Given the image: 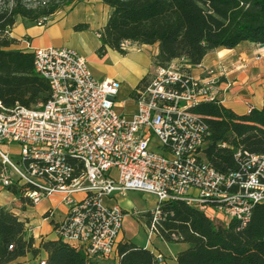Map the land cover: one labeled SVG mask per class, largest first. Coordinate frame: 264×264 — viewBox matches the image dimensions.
I'll return each mask as SVG.
<instances>
[{"label": "built area", "instance_id": "built-area-1", "mask_svg": "<svg viewBox=\"0 0 264 264\" xmlns=\"http://www.w3.org/2000/svg\"><path fill=\"white\" fill-rule=\"evenodd\" d=\"M49 19L35 24L47 26ZM31 52L50 97L35 107L0 102V187H22L32 205L59 196L65 214L55 235L87 260L116 259L125 216L118 204L108 203L116 194H153L152 226L165 201H183L224 224H245L253 207L264 203V154L236 149L239 166L227 173L210 166L204 154L207 125L191 108L218 100L221 82L231 87L222 81V69L202 67L194 77L184 58L155 67L133 93L135 111L121 114L114 109L120 82L96 79L76 50L48 46ZM72 159L83 166L79 176ZM155 254L163 262V254Z\"/></svg>", "mask_w": 264, "mask_h": 264}, {"label": "trees", "instance_id": "trees-1", "mask_svg": "<svg viewBox=\"0 0 264 264\" xmlns=\"http://www.w3.org/2000/svg\"><path fill=\"white\" fill-rule=\"evenodd\" d=\"M81 0H40L31 5L23 0H0V102L35 107L50 97L48 82L33 65V53L10 49L16 39L9 36L17 17L35 23L57 11L73 7ZM109 8L103 27L98 30L102 57L107 49L125 54V42L156 45L155 67L184 58L189 67L199 65L204 56L217 48H234L244 41L264 46V0H100ZM79 23L73 29H85ZM148 77L140 80L142 86ZM134 91L132 92V94ZM207 125L204 154L215 170L227 173L239 166L236 149L264 154V95L261 108L243 115L234 113L219 100L202 101L191 108ZM224 144V146H223ZM74 176L83 171L72 159ZM3 165L0 162V174ZM22 204V187L6 186ZM161 218L152 226L151 213L145 211L147 226L155 237L167 243L188 246L175 255V264H264V203L256 204L245 224L231 220L224 224L183 201L160 204ZM49 210L43 217L49 218ZM53 229L58 222L50 219ZM113 261L87 260L82 252L61 238H41L29 233L26 220L0 206V264H20L30 256L44 264H158L156 254L145 246L121 239ZM40 262L36 264H40ZM34 264V263H33Z\"/></svg>", "mask_w": 264, "mask_h": 264}, {"label": "crops", "instance_id": "crops-1", "mask_svg": "<svg viewBox=\"0 0 264 264\" xmlns=\"http://www.w3.org/2000/svg\"><path fill=\"white\" fill-rule=\"evenodd\" d=\"M108 13L109 8L100 0H81L73 7H67L54 13L47 26H39L22 17H17L9 33V36L17 42L9 48L23 51L48 46L72 48L86 59L92 75L99 80L116 79L106 73L104 64L108 60H112L115 65L119 66L125 61L129 62V58H132V64L138 66V57L132 53H137L139 47L149 50V64L146 63L143 69L135 75H119L121 77L120 80L118 79L120 87L114 98V109L117 113L131 114L136 109L132 92L136 90L142 78L153 74L155 70L153 55L157 51V46L129 42L124 47L125 54L107 49L105 54L99 57L96 54V49L101 44L98 30L105 24ZM79 23L86 24L87 27L75 31L73 27ZM26 43L29 44V48L26 47ZM150 67L152 68L148 70ZM202 67L222 69L225 77L222 81L227 79L232 83L230 88L224 89L221 82L217 89V99L225 107L238 115L246 114L249 107L261 108L264 95V46L244 41L234 48H217L208 52L199 66L189 67L187 70L192 76L199 77ZM118 98L122 99L118 100ZM118 196L121 195L116 194L108 200V203L118 204L126 212ZM0 206L9 208L18 215L19 219L26 220L29 233L37 242L41 238H56L50 219L59 222L65 214V205L59 196L46 197L35 205H28L22 204L17 196L1 187ZM48 209L52 210V214L49 218H45L43 213ZM156 239L158 240L157 245L145 247L154 253L163 254L164 260L159 264H175L176 253L188 246L185 243H167L158 237Z\"/></svg>", "mask_w": 264, "mask_h": 264}, {"label": "rangeland", "instance_id": "rangeland-1", "mask_svg": "<svg viewBox=\"0 0 264 264\" xmlns=\"http://www.w3.org/2000/svg\"><path fill=\"white\" fill-rule=\"evenodd\" d=\"M23 1L27 4L34 5L40 0ZM149 52V50L139 47L137 53H132L138 57V66L132 64V58H129V62L125 61V63H122L119 66L115 65L112 60H108L104 64L107 70V75L115 77L117 80L121 79L119 76L121 74L129 76L135 75L143 69L146 63L149 64ZM146 59H148V62H146ZM151 68L152 67L148 68V70ZM119 99L122 98H118V100ZM12 159L16 161L17 157L12 156ZM118 197L121 199V206L126 209L125 216L122 220V233L124 234L122 239H128L138 246L153 247L154 245H157L158 240L146 224L148 217H141L143 212L153 210L156 203V197L151 193L135 190H129L125 193V195ZM163 251H165V249H163ZM19 262L20 264H36L37 262H40V259L33 260L30 256H27L19 259Z\"/></svg>", "mask_w": 264, "mask_h": 264}]
</instances>
